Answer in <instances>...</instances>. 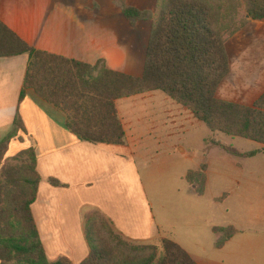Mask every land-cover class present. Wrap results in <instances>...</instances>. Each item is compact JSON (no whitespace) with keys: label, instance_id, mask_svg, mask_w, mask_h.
Returning <instances> with one entry per match:
<instances>
[{"label":"trees","instance_id":"16d2710c","mask_svg":"<svg viewBox=\"0 0 264 264\" xmlns=\"http://www.w3.org/2000/svg\"><path fill=\"white\" fill-rule=\"evenodd\" d=\"M132 26L151 21L144 69L133 76L110 69L104 60L92 65L37 49L0 19V58L27 55L21 99L27 90L65 115L69 131L91 144L127 145L117 102L150 92H162L189 111L212 133H223L264 145V94L253 106L227 102L217 92L229 75L228 36L244 27L241 10L251 20H264V0H157L155 11L141 10L114 0ZM15 127L25 130L19 116ZM11 136L0 140V264H72L46 255L31 206L41 177L32 149L4 163ZM214 144L232 156L254 157L221 141ZM207 165L189 171L187 181L198 182L204 195ZM222 248L237 232L215 228ZM90 255L82 264H198L179 244L164 239L161 246L126 240L105 219L86 218Z\"/></svg>","mask_w":264,"mask_h":264},{"label":"crops","instance_id":"0c3cea01","mask_svg":"<svg viewBox=\"0 0 264 264\" xmlns=\"http://www.w3.org/2000/svg\"><path fill=\"white\" fill-rule=\"evenodd\" d=\"M55 1L0 0V19L39 50L92 65L104 60L112 70L133 76L142 75L132 72L131 66L136 58L132 45L102 38L97 26L88 21L95 16L94 12L87 16L88 0H58L61 3L57 9L53 5ZM245 19L248 23L228 36L230 63L254 36L263 33L264 20L254 21L246 15ZM145 59L146 53L143 69ZM27 64V55L0 58V140L11 136L4 163L11 162L29 149L35 152L41 183L31 209L49 261L54 263L64 257L72 264H82L89 257L91 250L86 234V218L90 216L105 219L115 232L128 241L161 246L164 239H170L198 264H224L216 259L215 252H226V249L242 241L239 238L244 234L235 226H229L236 229L235 235L222 248H217L216 241H201L197 231V234L189 231L194 230L193 219L192 222H182L177 228L164 222V219L157 222L137 164V157L144 156V151L138 150V146H145L142 133H136L135 122H131V118L135 120L132 113L138 112V109L123 113L118 108L127 134V145L82 142L69 131L65 115L41 99L34 90H27L21 99ZM263 83L264 80H261L257 86L244 91L237 98L243 102L231 103L253 106L264 94V90L259 92ZM218 94L219 90V98ZM17 116L23 122L24 131L15 127ZM258 144L260 147L254 151L264 147ZM246 153L249 152L243 154ZM261 155L264 154L241 159H254ZM250 175L242 186L241 200L243 204L252 205L255 202V208L259 209L264 207V171L261 170L260 180L258 172H251ZM205 193L197 195L205 197ZM231 194L214 198V205L224 206L226 200L232 198ZM261 217L264 213L252 214L257 222ZM208 228L222 238V234L215 233L214 229L227 227L211 220Z\"/></svg>","mask_w":264,"mask_h":264},{"label":"rangeland","instance_id":"374dc122","mask_svg":"<svg viewBox=\"0 0 264 264\" xmlns=\"http://www.w3.org/2000/svg\"><path fill=\"white\" fill-rule=\"evenodd\" d=\"M59 1L53 2L55 9L60 5ZM156 1L127 0L131 5L152 11L156 9ZM88 2L90 6L87 16L95 13L88 21L97 26L102 38L132 45L136 53L132 72L141 75L152 22L143 21L132 26L113 0ZM65 12L68 10L65 9ZM245 15V11L241 10L238 25ZM263 68L264 30L233 57L230 73L219 88V98L229 102H243L237 98L264 80ZM260 90L263 92L264 83L260 85ZM118 108L123 113L138 109V112L132 113L135 120L131 118V122H135L136 133H142L145 146H138V150L144 151V156L137 157V164L157 222L164 219V222L174 224L177 228L182 222H192L193 219L195 227L189 231L198 232L201 241L211 242L221 238V235H214L208 228L211 220L216 224H226V227L235 226L244 234L239 238L242 241L226 249V252L216 251V259L224 264H264V217L258 222L252 218L253 212L264 213V207L256 209L255 202L250 205L243 204L241 200V189L250 178V173L258 172L260 180L261 170L264 171V155L241 159L225 152L213 142L221 141L243 153L254 151L260 145L243 138L212 133L206 124L199 122L162 92L121 99ZM203 164L208 165V184L205 197H199L196 193L199 183H192L195 186L192 187L187 183L185 175L198 168L200 172ZM228 193H232V198L226 200L224 206L214 205V198Z\"/></svg>","mask_w":264,"mask_h":264},{"label":"water","instance_id":"95a60500","mask_svg":"<svg viewBox=\"0 0 264 264\" xmlns=\"http://www.w3.org/2000/svg\"><path fill=\"white\" fill-rule=\"evenodd\" d=\"M247 18H249V16H247Z\"/></svg>","mask_w":264,"mask_h":264}]
</instances>
